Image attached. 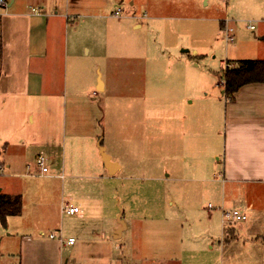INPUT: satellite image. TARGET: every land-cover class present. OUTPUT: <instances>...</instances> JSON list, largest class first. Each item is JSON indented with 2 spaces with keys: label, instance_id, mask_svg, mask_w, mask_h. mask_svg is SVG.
Returning a JSON list of instances; mask_svg holds the SVG:
<instances>
[{
  "label": "rangeland",
  "instance_id": "374dc122",
  "mask_svg": "<svg viewBox=\"0 0 264 264\" xmlns=\"http://www.w3.org/2000/svg\"><path fill=\"white\" fill-rule=\"evenodd\" d=\"M124 1L126 5L127 0ZM180 1L183 0H169L170 7L158 17L161 19L157 25L165 36L150 32L148 38L144 36L138 46L136 44V49L124 50V39L114 35L106 42L105 49L98 51V56L104 53L100 61L107 83L103 94L91 86L79 87L80 105L85 106L92 97L96 99L91 114L92 125L100 131L106 151L114 161L122 164L116 177H108L104 172L99 146H66L64 165L60 146H0L4 154L0 161L4 162L3 157L17 159L21 171L33 173L31 178L36 183L42 179L36 174L40 173L36 163L39 155L45 157L48 168H57L63 175H94L78 179L67 177L66 189L69 191L63 194L60 203L58 196L56 201L44 198V203L33 206L34 202L26 198L29 220L21 224L20 229L11 222L12 217H0V264H57V255L68 264H88L90 237L96 234L99 238L104 235L110 238L111 225L116 224V210L129 225L122 241L129 245L141 243L139 248L146 255L151 246L156 245L157 248L165 244L171 246L169 250L179 257L184 255L180 252L181 247V250L197 247L199 256L209 257L212 264L218 258L219 250L217 247L210 249L209 245L219 236L226 237L231 224L235 226L237 239L256 237L264 240V208L259 206H264V200L249 207L244 199L246 187L221 181L224 92L219 85L227 66H234L242 59H264V0H187L191 7L185 11L186 16L175 5ZM30 3L34 6L43 3L44 10L48 11L47 0H15L16 5ZM118 7L120 13L114 15ZM2 8L4 6H0ZM122 10L118 5L111 15L122 17ZM142 11V8L136 10L139 15ZM145 11V18L150 19L148 13L152 12ZM81 20L79 16L66 25L63 22L60 30L54 33L53 38L57 42L61 40L55 46L61 45L63 54L61 64L60 59L57 61L52 56L53 68L44 71L45 78L53 83L49 88L52 92L47 93L49 100L45 101L42 95L8 101L6 109L0 112L1 134L13 135L19 129L30 134L34 129L43 128L45 123L53 130L62 128L60 120L67 98L66 80L71 76L72 28ZM221 22H226L227 27ZM66 39L67 67L63 61ZM182 47L187 50L181 51ZM84 56L81 46L77 47L79 65L87 59ZM93 90L98 94L93 95ZM7 110L14 113V119L5 116ZM27 112L33 113L34 121L27 120ZM38 114L47 116L42 117L44 122ZM51 149L54 154H49ZM218 154L220 157L215 158ZM49 158L59 163L51 166ZM81 161H85V165ZM4 173L0 172V186L9 178ZM210 178L217 181L210 182ZM70 180L72 183L68 182ZM256 187L250 190V201L253 195L264 197V189ZM69 203H82L81 208L86 212L93 210V206L100 210L103 221L96 219L98 225L95 227L102 225L100 230L93 233L86 223L83 230L77 232L73 219L68 218H78L76 216L86 213L65 215L61 206ZM209 203L212 209L208 208ZM220 208L222 211L239 208L246 218L226 223ZM45 212L55 213L57 225H43L44 236L39 238L37 225ZM29 231L37 237L30 239L31 244L22 236ZM51 233L56 237H51ZM60 235L63 238L73 235L76 242L61 245L57 240ZM51 239L58 242L48 243ZM190 240L191 245L188 244ZM129 245L127 261L131 257L133 260L125 264H175L142 262L144 257L133 252L134 247Z\"/></svg>",
  "mask_w": 264,
  "mask_h": 264
},
{
  "label": "crops",
  "instance_id": "0c3cea01",
  "mask_svg": "<svg viewBox=\"0 0 264 264\" xmlns=\"http://www.w3.org/2000/svg\"><path fill=\"white\" fill-rule=\"evenodd\" d=\"M52 1L47 0V3H45L48 11L47 9L44 10L43 3H39L40 5L36 6L31 3L16 5L15 0H9L8 4L0 9V30L3 45L0 72V112L2 109H6L8 101H14L19 97H39L43 95L45 101L49 100L50 96H47V93L52 92L49 88L53 86V83L45 78L44 71L53 68L55 62L52 56L57 61L60 59L59 63L61 64L63 54L62 46H55L57 43H61V40L57 42L53 38L54 33L60 30L63 22L66 25L68 21H73L80 16L82 20L78 23L76 22V25L72 28L73 33L69 53L71 76L68 81L66 80L67 98L65 100L64 115H62L60 120L62 128L57 129L54 126L56 130H53L48 123H45L43 128L34 129V132L30 134H26L20 129L13 135L8 133L1 134L0 132V146H60L59 152L64 158L62 165L65 164L66 146H103L104 151L115 164L113 168L107 166L99 150L101 165L108 177H116L120 169H122V164L116 160L114 161L113 157L106 151L105 146L101 142L100 131H96L92 125L94 121L93 118L91 120V114L92 109L95 107L96 102L94 101L96 99L92 97V101L87 100L85 106L80 105L79 87L87 88L91 86L103 94L106 91L107 83L103 79V69L100 61L104 53L101 52L102 55L98 56V51L105 49L106 42H109L114 35L124 39V50L136 49L138 44L144 39V36L148 38L147 35L150 32L165 36L166 34L162 33L158 27L159 25H157L159 23L158 20L161 19L158 17L163 16L161 12L168 9L171 2L169 0H149L145 3V0H127L125 5L124 0ZM118 5L123 8L122 17L111 15V11ZM175 5L177 8L182 9L183 16H186L185 11L190 10L191 7L190 2H187V0L180 1ZM37 6L42 8L39 13L33 12L31 9ZM137 8L144 9V12L142 11V14L139 15L136 12ZM145 9L152 12L151 14L148 13L150 19L145 18ZM221 23L225 27L228 25L226 22ZM129 34H131V37H129ZM64 45L65 58L63 61L67 67V39L64 41ZM80 46L87 57L82 65H79V59L76 58V48ZM186 50L184 47L181 48V51ZM98 92L93 90L92 93L96 95ZM221 92H223V87ZM223 97L221 133L224 136V144L221 181L229 182L233 185L241 184L246 187L245 204L247 203L249 207H254V202H262L264 200L262 196L253 195L252 202L249 197L250 190L256 189V186H261L264 189V78L261 81H253L241 85L232 98ZM11 109H14V107ZM5 116L14 119L12 111L8 112L7 110ZM26 116L29 122L34 121L32 112H27ZM44 116V114H38L41 122H44V118H42ZM95 141H97V145H95ZM52 153L51 149L49 154ZM2 156L4 154L0 150V158ZM219 157V154L215 156V158ZM3 158H5L4 162H0L5 166L4 175L9 178L0 186V190L4 191L6 188L7 191L4 192L21 194L22 196L21 213L9 215L12 217L11 222L17 226V229H20L19 226L28 223L29 220V213L26 212V198L34 202L33 206L44 203L42 201L44 198H51L52 202L56 201L58 196L60 203L63 194L69 191V189H66L65 180L67 177L78 179L80 177L90 178L94 176L84 174L80 176L81 174L74 173L63 175L57 168L52 167L48 168V173H36L38 177L42 178L39 183H36L31 178L34 176L32 175L33 173L21 171L20 161ZM70 158L69 160L72 161ZM50 161L51 166L59 163L52 158ZM80 163L85 165L86 162L81 161ZM94 163L97 165L99 162L96 159ZM8 169L10 170L8 171ZM214 177L217 178V175L214 174ZM216 178H210L209 181L214 183L217 181ZM68 182L72 183L71 180ZM72 204L80 206V208L82 205V203ZM52 205L53 203H51ZM259 206L264 208L262 204ZM92 208L93 210H88L87 212L81 208L82 211L79 213L85 212V216L80 214V216H76L78 218H68L73 219L74 229L77 232L80 233L86 223L90 225L91 229L89 230H93V233L94 231H99L100 227H102V225H99V227L95 228L98 225L96 219L103 221L104 215L100 214V210L95 206ZM220 209L222 214V208ZM236 209L240 210L239 208ZM240 211L243 212L242 210ZM76 213L65 215L74 216ZM54 215L55 213L48 214L47 212L41 214L37 225L40 229L37 237L44 236L43 225L44 227L57 225V222L55 224ZM114 215H117V217L114 216L116 224L111 225L110 238L107 235L99 238L96 237V234L90 237L91 250L88 254V264H125L133 260V257H131L127 261V247L129 244H126L127 241L125 240L122 241L129 225L122 218L121 212L116 210ZM61 217L62 219L64 218V216ZM222 220L224 221L223 215ZM62 224L60 221L61 226ZM235 230L233 224L229 225L227 236H219V238H215L214 243L209 245L210 249L217 247L219 250L218 258L214 259L212 264H264V240L256 237L246 238L245 240L237 239ZM22 236L29 244L32 242L30 239L37 238L30 231ZM214 237L217 236L214 235ZM57 242V240H48V243ZM75 242L76 239L72 245ZM188 244H193L192 240ZM181 245L182 243L179 246L181 247ZM123 246L125 248L122 250ZM132 246L134 247L133 252L144 257L142 262L211 264L209 257L203 256L201 258L199 256L200 251L197 247H188L185 250H181V247L180 252L184 253V255L179 257L176 252L174 254V251H170L169 248L171 246L166 244L159 248H157V245L151 246V251L148 255L143 254L139 248V246H142L141 243L135 245L131 242L129 247ZM57 264H68V262L57 255Z\"/></svg>",
  "mask_w": 264,
  "mask_h": 264
},
{
  "label": "trees",
  "instance_id": "16d2710c",
  "mask_svg": "<svg viewBox=\"0 0 264 264\" xmlns=\"http://www.w3.org/2000/svg\"><path fill=\"white\" fill-rule=\"evenodd\" d=\"M1 23V17H0ZM2 37L0 30V72L2 59ZM264 78V59H242L234 66L226 67L223 72L224 96L232 98L238 88L248 82ZM22 211L21 194H10L0 190V217L18 215Z\"/></svg>",
  "mask_w": 264,
  "mask_h": 264
},
{
  "label": "built area",
  "instance_id": "2783aa9c",
  "mask_svg": "<svg viewBox=\"0 0 264 264\" xmlns=\"http://www.w3.org/2000/svg\"><path fill=\"white\" fill-rule=\"evenodd\" d=\"M9 0H0V6H6L8 4ZM33 12L39 13L42 11V8L40 6L37 7H32L31 8ZM120 7H118L115 11H114V15H119L120 13ZM250 28H253V25L250 24L249 25ZM230 39L232 40L233 38L230 37ZM219 85H221L223 87L224 85V80L222 79L219 83ZM36 163L39 167V171L40 173H46L48 171V165L46 164V160L45 157L43 155H39L36 158ZM5 169L4 164H2L0 162V172H3ZM208 208H213V206L209 203L208 204ZM61 211L65 212L66 214H74L76 212H80L82 211V209L72 203L69 204H65L61 206ZM222 215H223V219L224 221H226V223H236L240 220H243L246 218V214H244L243 212H241L240 210L233 208V209H224L222 211ZM51 237H56L54 234H50ZM57 240L59 241V243L61 245H66V244H73V242L75 241V238L73 236H69L67 238H63L61 235L60 237L57 238Z\"/></svg>",
  "mask_w": 264,
  "mask_h": 264
},
{
  "label": "water",
  "instance_id": "95a60500",
  "mask_svg": "<svg viewBox=\"0 0 264 264\" xmlns=\"http://www.w3.org/2000/svg\"><path fill=\"white\" fill-rule=\"evenodd\" d=\"M99 149H100V154H101V156H102V159H103L104 163H105L107 166L113 168L115 162H113V161L110 160V157H109V155L104 151L103 146H99Z\"/></svg>",
  "mask_w": 264,
  "mask_h": 264
}]
</instances>
